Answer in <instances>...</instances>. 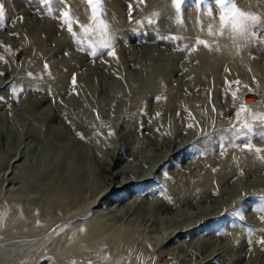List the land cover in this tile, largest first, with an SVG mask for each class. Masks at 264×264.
Masks as SVG:
<instances>
[{
  "label": "bare ground",
  "instance_id": "obj_1",
  "mask_svg": "<svg viewBox=\"0 0 264 264\" xmlns=\"http://www.w3.org/2000/svg\"><path fill=\"white\" fill-rule=\"evenodd\" d=\"M54 1L48 10L59 14L40 26L36 22L39 20L28 15L33 7L28 0H0L4 9L0 30L8 28L6 34L0 33V73H9L13 78L7 89H2L6 86L0 82V243L9 241L8 244H0V264H88L89 261L92 264H156L159 247L165 242L170 243L183 232L178 229H184L192 220L184 216L180 203L196 207L198 198L207 199L211 193L220 191L223 185L231 187V195L238 193L234 189L239 190L240 180H233L235 176H264L263 154L239 150L237 154L235 136L230 135L221 141L223 154L214 158L200 155L190 170L175 176L166 175L162 181L167 189L161 188L149 209L158 214L173 211L183 217L177 219L174 215L167 220L159 215L155 238L144 235L137 226L124 224L123 216L136 208L133 209L135 199L123 204L122 211L110 210V206L97 211L93 209L101 207L102 200L110 195L108 188H112L113 194V191L122 192L131 184L117 181L119 173L114 167L121 162L122 154H127L131 160L120 173L131 175L134 172L131 169L133 161L140 160L142 164L166 162L170 151L164 153L159 144L160 141L170 142L174 132L189 128L196 131L201 120L211 126L214 122H207L210 112L206 111L202 101L210 92L204 89L205 84L210 85L215 80L223 68L221 60L261 64L260 58L254 56L262 46L261 42L226 29L225 34L237 36L236 42L230 44L225 41L223 48L216 49L221 58H215L209 47L197 42L203 39L209 43L223 28L219 18L213 19V15H209L210 12L215 14L213 9L192 13L184 22L177 17L179 9L173 0H131L134 9L140 13H137L139 22L150 20L160 24L158 37L162 35L172 39V31L177 27L184 28L186 36L177 40L173 51H162L161 54H155L156 50L152 53L149 48L138 51L123 46L117 49L114 57L122 56L124 62L121 64L132 62L138 66L136 69L140 71L141 82L134 84L133 89H125L124 86L102 89L104 96L97 101L101 92L98 94L93 89L95 74L88 71L74 74L81 59L76 58L75 61L72 56L64 60L53 58L74 42L81 45L86 54L90 44L98 46L109 37L113 46L118 45L120 37L116 34L126 36L125 31L114 30L122 22L123 0H107L99 23H94L87 16L80 0L64 1L63 8H56L61 2ZM238 8L260 15L264 24V0H242ZM65 12L72 31L68 30V24L67 29L64 26L65 32H58L55 25L65 18ZM102 25L107 26L106 33L102 31ZM86 28L90 30L87 34ZM209 29L216 34H209ZM187 46L188 54L183 56L182 50ZM15 55L21 59H16ZM139 58L145 60L139 62ZM121 64L110 66V72L122 73ZM173 75H180L183 81L173 82ZM197 78H205L206 83L197 81ZM72 82H75V87ZM188 86L193 89H186ZM153 97L158 102L150 112L148 101ZM43 105L46 107L42 108ZM103 117L113 120L107 129L102 128ZM123 119L136 134L137 143L131 148L123 141L115 151L107 135ZM143 129L147 130L146 135L140 134ZM5 131L13 135L15 144L12 146L6 142ZM78 133L84 138L81 139ZM29 139L39 143V147L34 148H37L36 155L31 153L33 149L29 144L23 147L20 144ZM150 147L160 152L157 159L156 155L148 153ZM203 149L208 152L207 148ZM148 158L151 159L148 161ZM10 184L17 186L15 191L8 190ZM261 187L256 185L254 189ZM29 213L34 214L35 220L39 216V248H25L11 241V238H16L12 237L14 234L18 239L25 234L24 225L31 221L26 216ZM206 215L197 216L196 222H201ZM261 248L251 250V260L259 257L264 245ZM212 255V251H207L202 259L210 260ZM233 259L238 260L239 255H233Z\"/></svg>",
  "mask_w": 264,
  "mask_h": 264
},
{
  "label": "rangeland",
  "instance_id": "obj_2",
  "mask_svg": "<svg viewBox=\"0 0 264 264\" xmlns=\"http://www.w3.org/2000/svg\"><path fill=\"white\" fill-rule=\"evenodd\" d=\"M64 1L67 2V0H59L61 3H58L56 8H63L65 4ZM80 1L85 8L84 10L87 16L90 17L94 23H99L100 19H102V10L104 9V5L106 4L107 0H94V5L89 4L88 0ZM240 1L242 2V0H235L237 7L238 4L241 3ZM28 2L29 4L32 3L30 7H34L29 9L28 15L33 20H39L36 22H38L40 26H44L46 20L52 19V17H55L59 14H57L55 10V13L52 9L48 10V8L50 9L48 6L56 2L54 0H51L50 4H44L42 0H28ZM122 2L124 15L122 22L117 24L118 27H116L117 29L114 27V30L118 31L119 29V31H125L126 36H122L121 33L116 34L118 37H120V43L118 44L119 46L112 45L114 52L120 47L124 46L123 48H132L138 51L149 48V51L152 53H155L156 50V52H158L155 54H161L162 51H173L176 43H178L177 40H181L186 36L184 28L177 27L181 29L179 30L175 28L176 32L172 31L174 34L172 39L171 37L164 38L162 35L158 37L161 29L160 24L157 21L150 22V20H144L139 22L137 19L140 18L138 15L140 13L134 9L132 6V1L123 0ZM212 9L215 11V14H213V12L211 13L213 15V19L219 18L221 12L219 0H182L177 17L185 22L188 19V15L192 13H201L202 10L210 11ZM38 10L39 13L36 12ZM216 13L218 14L217 16ZM65 19L66 18L58 20L59 25L58 23L55 25V29L58 32H65L64 29H67L68 23L65 22ZM177 30L179 33H177ZM255 30L261 34H264V24L262 23V26L256 28ZM7 31L8 28H3L0 30V33L6 34ZM178 34L184 35H180V37H178ZM216 37L209 41V44L211 45L209 49L212 50L214 53L213 56L215 58H221L219 51L216 49L221 47L223 48L227 42L234 44L236 42L237 36H235L234 33H227L223 36L217 35ZM260 42V45L262 46L258 48L254 56H256L257 59L260 58L261 64L246 62L238 63V61L236 60V62L235 59L234 61L233 59H229L226 62L223 60V64V61L221 60V67L223 68L220 70L219 67L220 72L218 73L215 80L210 83V85L205 84L206 86L204 89H209L210 92L206 96L207 98L205 99L204 97L202 101L205 103L206 111L210 112V119L208 118L209 120L207 119V122L214 123L210 124L211 126H209V124H203V120H201L197 123L198 127L200 128L198 130L195 129L196 131L189 128L180 133L174 132L172 136H170V142L166 144L160 141L161 143L159 144V148H162L164 153L170 151V154H168L166 158L167 161L164 163L162 161L159 163L154 161L149 164H142L140 160L133 161L131 163L134 166L131 167V169L134 172L131 175L120 173L121 169L128 164L129 160H131L127 154H122L121 162L119 165L114 167V170L116 169L115 171L119 173V178L117 181L119 180L124 183L130 182L132 185L128 184L126 186L127 188L125 187L122 192L113 191V194L112 188H108L107 193L110 194L106 197L108 199L104 198L102 200L103 204L101 207L93 209L94 211L99 209L102 210L105 206L108 208L110 206L111 208L109 209L113 211H119L120 209L122 211V208H124V206L122 207L123 204L126 202H131L133 199H135L136 201L134 203L133 209L135 207L136 208L133 210L134 212L128 213L127 216H123L124 224L137 226L143 230L144 235L148 234L155 238V236L158 235L155 230L159 225L157 222L159 215H163V218H166L167 220L173 218L174 215L175 217L177 216V219H182L181 217H183V215H176L173 211H164L163 214H158L154 209H149L152 205V202L159 196L161 188L167 189L166 184L162 181L166 175L175 176L181 172L190 170L196 165L197 159L200 157V155L214 158L223 154V144L221 141H223V137L226 138V136L230 135L235 136L236 141L234 145L235 148H237L235 149L236 152L239 150L241 152L245 151V153H255V151L250 152L244 147L245 140L242 136L241 129L243 128L245 121L250 119L249 122H251V117L253 114H264V68H262V66L264 67V41ZM188 47L189 46L183 48V56L188 54ZM83 51L85 50L81 48V45L74 42L69 44L65 51L57 54L53 60H64L70 56L75 57V61L76 58L79 60L81 59L76 70H74V74H85L87 71L91 74L92 72L95 74L94 76L97 78L95 79L94 77L92 86L93 89L98 91V94L101 92V95H98L97 101H99V99L103 98L104 96L102 89H116L119 86H124L123 88L125 89H133L132 86L134 84H140V71L136 69L138 66L132 62L121 64L124 62L122 56L118 58L114 57V55L110 56V54L108 55L109 49H102L97 45L95 48L97 53L96 55L92 54V47L87 49V54ZM15 57L16 59L18 58L17 55H15ZM19 59L21 58H18V60ZM144 60L145 59L143 58H139V62ZM185 63L186 62H183V64ZM116 64L122 65L124 70L122 73L110 72V66L113 67ZM2 74L3 75H0V82H2L1 85L5 84L6 86L2 89H7V87L12 84L11 81L13 78L9 73ZM171 78L173 82L183 81L180 75H173ZM196 80L206 83L205 78H197ZM237 81H239V83H236ZM72 83L73 85L75 84V82ZM186 89L193 88L188 86ZM185 93L188 95L187 92ZM233 93L236 94L235 98L233 97ZM157 102L158 100L156 97L149 99L148 107L150 112L153 111ZM65 103L66 102H63V104ZM241 106H246L247 109H249V112H240ZM45 107L46 105L42 106V108ZM237 113H240V115L237 116ZM195 115H197V113ZM103 122L102 128L105 127L106 129L113 124V120L108 117H103ZM126 123V119L120 120V122L113 126L114 129L112 133H114V135H110V133L107 135L108 139L114 144L113 148L115 151L116 147L119 146L120 143H123V141L126 146H130L131 148L136 146L137 136L132 130H130ZM5 132L6 142L12 146L15 144L13 135L10 134V132ZM140 134L146 135L147 130L143 129ZM252 143L256 147L264 149V141H262L259 137H253ZM20 144L22 147L25 144H29V148L33 149L31 153L36 155V150L39 147V143L37 141L29 139ZM10 146L7 147L9 150ZM36 146L37 148L34 150ZM203 148H207L208 152H206V150ZM148 153L152 156L156 155V159L158 158V155L160 156V152L154 147L148 148ZM237 154H239V152ZM260 154L264 155V152ZM150 159L151 158H148L146 160L149 161ZM133 175L136 176V179L135 176L133 177ZM233 180H240L238 182L240 183V187H238L239 190L237 188L234 189L237 190L238 193L234 195H231L232 190L230 186L223 185L221 188H219L220 191L218 190L211 193L207 199L198 198L199 203H197L196 207H194L192 204L180 203L179 206L181 211L183 210L182 212L185 213L184 216L186 215L191 217L192 220L186 223L184 229H178L183 231L181 234L176 236L170 243L165 242L159 247L158 253L155 256L156 264H264V249L259 257H257L255 260H251V250L255 248L262 249L261 247L264 245L259 243V240H264V214L258 210L262 204H264V202L260 200V197L264 196V176H245L243 178L240 176H235ZM256 185H261L262 187L259 189H254ZM16 187L17 186L10 184L7 188L10 191H15ZM235 195H237V198L234 197ZM214 208L215 211L213 210ZM33 215L34 214L32 213L26 215L31 221L24 225L26 230L25 234L22 235L23 237H19L18 239V237L15 236L16 234H14L12 237L16 238H11L12 242L24 245L25 248H39V216L37 220H35ZM202 215H206L205 219L203 217V220L197 223V218L199 216L201 217ZM261 237L263 239H261ZM199 239H201V241H198ZM8 242L9 241H3V243L0 244L4 245L8 244ZM207 251H212L213 255L211 256L210 260L208 258L205 261V259L202 258L204 257L203 253ZM233 255H239V259L232 260ZM256 260L257 262H255Z\"/></svg>",
  "mask_w": 264,
  "mask_h": 264
},
{
  "label": "snow or ice",
  "instance_id": "obj_3",
  "mask_svg": "<svg viewBox=\"0 0 264 264\" xmlns=\"http://www.w3.org/2000/svg\"><path fill=\"white\" fill-rule=\"evenodd\" d=\"M44 4H50L51 0H42ZM175 7L177 9L180 8L182 0H173ZM89 4L94 5V0H88ZM219 5L221 8L219 21L220 24L223 26L221 31L219 32V35L223 36L225 34L226 29H231L232 32L237 33L241 37L247 38L249 40L255 38L257 41H264V34H261L260 32L256 31V28H259L262 26V17L258 14H252L246 11H242L240 8L236 6L235 0H219ZM95 10V9H94ZM211 15V12L209 13ZM4 16V9L3 4H0V19H2ZM65 16V22L69 24V31H72V26L68 17V13H64ZM90 30L85 29V33L87 34ZM102 31L104 33L107 32V26L102 25ZM209 34L215 35L216 33H213L211 29H209ZM75 35V33H73ZM199 44L204 45L205 47H211V45L206 40H198ZM90 47L93 48V55H96V45L90 44ZM102 49H109L110 55H115L114 48L112 46L111 38L104 39L100 42L98 45ZM0 75H3L0 73ZM31 75V73H29ZM236 83H239L237 81ZM15 91V89H13ZM23 91V89H21ZM235 93H233V97L235 98ZM2 99V98H0ZM249 109H247L246 106H241L240 112H247ZM240 113H237V116H239ZM192 125H189L191 127ZM242 136L245 140L244 147L248 151H255L257 153L264 152V149H261L259 147H256L252 143L253 137H259L262 141H264V114H253L251 122L245 121L243 124V128L241 129ZM81 136V139H83V135L79 134ZM110 135H114V133H110ZM261 159H264V156H261ZM260 200L264 202V196L260 197ZM262 214H264V204L258 209ZM238 214V213H234ZM243 218V217H241ZM81 231H84V229H81ZM260 243L264 244V240H261ZM88 264H92L91 261L88 262Z\"/></svg>",
  "mask_w": 264,
  "mask_h": 264
}]
</instances>
